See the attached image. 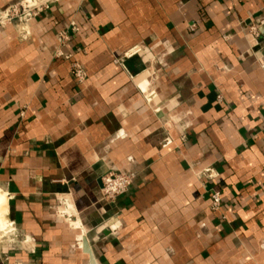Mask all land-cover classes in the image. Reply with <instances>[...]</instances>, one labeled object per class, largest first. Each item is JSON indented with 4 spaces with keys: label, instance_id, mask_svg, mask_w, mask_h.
<instances>
[{
    "label": "crops",
    "instance_id": "1",
    "mask_svg": "<svg viewBox=\"0 0 264 264\" xmlns=\"http://www.w3.org/2000/svg\"><path fill=\"white\" fill-rule=\"evenodd\" d=\"M27 1L0 25V264H264V0Z\"/></svg>",
    "mask_w": 264,
    "mask_h": 264
},
{
    "label": "built area",
    "instance_id": "2",
    "mask_svg": "<svg viewBox=\"0 0 264 264\" xmlns=\"http://www.w3.org/2000/svg\"><path fill=\"white\" fill-rule=\"evenodd\" d=\"M35 5L23 1L11 5L10 8L0 11V25L11 23L12 21L20 18L21 16L26 18L30 17L35 11ZM251 30L256 32L255 27L251 26ZM63 38L66 35H62ZM71 69L74 77L77 81H81L83 78V70L76 63H71ZM134 178V173H105L101 177V198L105 201H113L116 197L123 194ZM221 208V194L217 189H212L210 192V209L212 211L219 210Z\"/></svg>",
    "mask_w": 264,
    "mask_h": 264
},
{
    "label": "bare ground",
    "instance_id": "3",
    "mask_svg": "<svg viewBox=\"0 0 264 264\" xmlns=\"http://www.w3.org/2000/svg\"><path fill=\"white\" fill-rule=\"evenodd\" d=\"M4 206H5V198L3 195L0 194V212H2L4 210Z\"/></svg>",
    "mask_w": 264,
    "mask_h": 264
}]
</instances>
